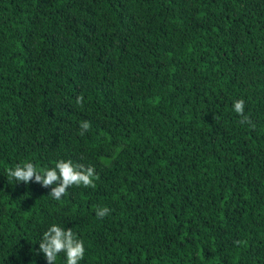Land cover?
<instances>
[{"label":"trees","instance_id":"obj_1","mask_svg":"<svg viewBox=\"0 0 264 264\" xmlns=\"http://www.w3.org/2000/svg\"><path fill=\"white\" fill-rule=\"evenodd\" d=\"M61 160L94 186L7 178ZM53 225L79 264H264V0H0V264Z\"/></svg>","mask_w":264,"mask_h":264},{"label":"clouds","instance_id":"obj_2","mask_svg":"<svg viewBox=\"0 0 264 264\" xmlns=\"http://www.w3.org/2000/svg\"><path fill=\"white\" fill-rule=\"evenodd\" d=\"M82 101V96L77 97V104L82 103ZM234 111L243 117L241 123L252 124L250 118L244 115V101L242 99L234 102ZM252 126L254 127V125ZM80 127L86 131L90 125L85 121ZM77 167L83 168V165L73 166L70 160H61L56 163L54 168L38 171L31 162H27L23 166L17 165L14 169L9 168L7 170V178L27 184L35 176L36 181L42 182L44 186L52 185L54 182L59 181V185L53 188L51 197L60 200L62 195L66 194L67 189L73 185L94 186L92 179L94 169L88 167L83 171H77ZM108 211L105 208L102 211H98L97 215L102 218ZM39 250L44 254L48 264H55L57 256L61 252L65 254L66 264H79L85 252L83 241L76 238L71 228L65 230L57 225H53L44 232L43 238L39 242Z\"/></svg>","mask_w":264,"mask_h":264}]
</instances>
